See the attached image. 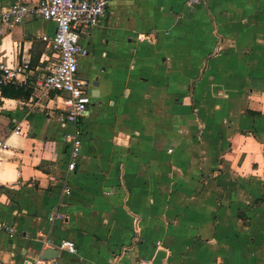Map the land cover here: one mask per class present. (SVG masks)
I'll list each match as a JSON object with an SVG mask.
<instances>
[{
    "label": "crops",
    "instance_id": "obj_1",
    "mask_svg": "<svg viewBox=\"0 0 264 264\" xmlns=\"http://www.w3.org/2000/svg\"><path fill=\"white\" fill-rule=\"evenodd\" d=\"M0 27V60L47 66L53 21ZM81 41L76 171L64 102L0 90V264H264V0H111Z\"/></svg>",
    "mask_w": 264,
    "mask_h": 264
},
{
    "label": "built area",
    "instance_id": "obj_2",
    "mask_svg": "<svg viewBox=\"0 0 264 264\" xmlns=\"http://www.w3.org/2000/svg\"><path fill=\"white\" fill-rule=\"evenodd\" d=\"M197 6L207 0H185ZM111 0H17L0 14L1 22L9 28L21 24L27 17L53 21L56 24L52 37L44 35L41 39L47 44L52 58L50 68H37L33 71L31 61L10 65L0 60V89L7 85L27 86L29 79L35 77L34 95L43 100H62L68 107L63 119L65 124H73V130L64 135L63 140L70 149L68 171L77 170L83 151V131L80 122L85 118L93 104V83L80 73V62L89 55L82 44V36L100 24L106 15ZM2 34V27H0ZM41 71V72H40ZM44 72V74H42ZM19 133V130H16ZM0 147L7 145L0 142ZM70 193V189L65 190ZM64 219L56 212L51 222ZM13 237V228L8 229ZM59 250L77 252L76 244L63 241ZM23 264H57L52 259H44L43 252L36 257H26ZM134 264H154V260L141 259Z\"/></svg>",
    "mask_w": 264,
    "mask_h": 264
},
{
    "label": "water",
    "instance_id": "obj_3",
    "mask_svg": "<svg viewBox=\"0 0 264 264\" xmlns=\"http://www.w3.org/2000/svg\"><path fill=\"white\" fill-rule=\"evenodd\" d=\"M95 86H98V83L96 82L94 84ZM94 96H97V92L93 91ZM58 256V252L54 251V249H48L44 252L43 258L44 259H56ZM162 259V253L157 255V258L154 260V264H161Z\"/></svg>",
    "mask_w": 264,
    "mask_h": 264
},
{
    "label": "rangeland",
    "instance_id": "obj_4",
    "mask_svg": "<svg viewBox=\"0 0 264 264\" xmlns=\"http://www.w3.org/2000/svg\"><path fill=\"white\" fill-rule=\"evenodd\" d=\"M51 62V61H50ZM50 62H47V67L48 68H50ZM41 72V71H40ZM42 74H44V72L42 73ZM84 77H86V78H88L87 77V75L86 76H84ZM55 107V106H54ZM55 112H60L59 110H57V109H55ZM83 125V128H84V130H83V134H84V136L86 137V136H88L89 135V124L88 123H85V124H82ZM89 137V136H88ZM89 140V139H88Z\"/></svg>",
    "mask_w": 264,
    "mask_h": 264
},
{
    "label": "trees",
    "instance_id": "obj_5",
    "mask_svg": "<svg viewBox=\"0 0 264 264\" xmlns=\"http://www.w3.org/2000/svg\"><path fill=\"white\" fill-rule=\"evenodd\" d=\"M24 88V85L22 86H16V85H7V86H4L2 87L0 90H2L3 92L7 89H12V90H15L17 92H21Z\"/></svg>",
    "mask_w": 264,
    "mask_h": 264
},
{
    "label": "clouds",
    "instance_id": "obj_6",
    "mask_svg": "<svg viewBox=\"0 0 264 264\" xmlns=\"http://www.w3.org/2000/svg\"><path fill=\"white\" fill-rule=\"evenodd\" d=\"M38 162V161H37Z\"/></svg>",
    "mask_w": 264,
    "mask_h": 264
}]
</instances>
